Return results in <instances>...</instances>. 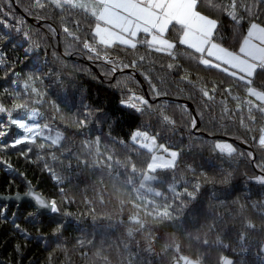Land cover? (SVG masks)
Masks as SVG:
<instances>
[{
	"label": "snow or ice",
	"instance_id": "obj_1",
	"mask_svg": "<svg viewBox=\"0 0 264 264\" xmlns=\"http://www.w3.org/2000/svg\"><path fill=\"white\" fill-rule=\"evenodd\" d=\"M7 2L11 6V0ZM24 12L45 22V36L51 34L54 39L63 36L65 51L63 55L57 51L52 53L55 60L61 62V70L48 67L44 71L49 61L45 58L41 62V44L33 39L39 33L26 27L24 19L13 17L16 30L23 28L28 42L25 56L31 60L34 71L21 80L13 67L5 65L6 75L13 73L15 78L11 81L12 88H5L3 95L21 102L14 107L0 103V113L7 114V122L0 121V137L9 135L12 126L20 132L7 143L0 142V150L26 146L20 155L30 159L29 153L35 146L37 159L44 160L43 170L61 185L58 191L62 202L67 204L75 202V194L68 195V190L62 186L68 183L67 178L54 171L43 153L53 162L60 161L61 172L70 173L75 161L81 175L99 170L106 171L114 180L123 177L119 187L113 185L118 212H97L96 204H105L104 192H97L95 200L84 197L86 206L91 205L84 215L92 218V239L82 225V216L67 208L62 211L54 196L45 198L30 182L25 193L17 192V200H27L30 219L39 218L38 222L44 223L47 217L56 247L71 242L81 249L94 250L91 252L94 264H113L106 254L104 237L108 230L121 229L126 239L117 248L120 264H145V254L162 264H264V20L260 19L264 17V0H30ZM0 13L12 16L3 8ZM50 20L53 23H49ZM225 20L231 25L230 30L225 27ZM3 23L10 27L7 21ZM54 23L59 24L60 31ZM141 47H146L149 53L166 54L174 61L158 69L164 72V77L153 78L144 68L146 55L139 54ZM118 49L124 53L123 58L119 53L112 55ZM78 52L87 55L93 63L100 62L97 66L114 88L120 84L114 74L125 81H134L133 73L137 69L149 82L156 98L161 96L158 83H163L166 77H173V83L183 84L186 98L196 101L199 109L190 111L187 103L180 106L183 127L190 131L197 128V116L203 114L204 108L212 111L219 107L225 124L231 123L236 133L244 129L236 138L244 144L255 145L262 154L255 163L260 174L245 177L259 186L258 198L251 199L252 189L247 185L243 197L246 203H241L240 196H232L239 191L232 183L239 167L238 158L246 156L253 161V151L238 152L233 143L209 131L211 140L201 142V149L209 151L219 161L218 164L209 162L214 169L210 176L206 165L197 163L194 157L188 158L195 141L188 145L187 151L175 147L172 138L180 127L176 113H170L168 105L156 104L133 88L121 89L123 95L119 103L138 114L141 123L125 138L112 135V114L101 104L84 103L83 97H79L80 86L71 78V73L67 79L62 73L66 66L64 59ZM129 53L135 58L129 60ZM185 58L187 66L182 63ZM192 67H202L220 79L207 81L198 76L193 80ZM126 69L132 72H125ZM76 71L87 70L77 68ZM177 73L179 77L175 79ZM53 76L59 95L48 99L47 89L51 85L46 81ZM69 87L73 91L69 92ZM241 89L243 98L233 94L234 90ZM229 98L235 101L234 109L228 107ZM48 106L52 109L51 119L47 111L40 110ZM13 112L27 113L32 122L13 118ZM237 112L240 113L238 126ZM37 117L45 122H37ZM57 118L63 122V131L52 127ZM70 131L73 138H81L78 144L75 139H68ZM225 132L231 134L227 128ZM162 140L164 142H160ZM117 147L126 153L123 158ZM61 156L68 160L67 164ZM0 163L12 168L3 157ZM208 185L212 186V191L205 198ZM3 211L0 210V216ZM101 220L107 221L103 225L105 231L99 230ZM14 230L28 236L18 224ZM70 230L79 235L62 240ZM96 235L101 237L99 245L94 238ZM253 245L254 253L250 252ZM15 249L22 254V245L16 244ZM227 252L231 255L225 254ZM51 257L50 252L49 264Z\"/></svg>",
	"mask_w": 264,
	"mask_h": 264
},
{
	"label": "trees",
	"instance_id": "obj_2",
	"mask_svg": "<svg viewBox=\"0 0 264 264\" xmlns=\"http://www.w3.org/2000/svg\"><path fill=\"white\" fill-rule=\"evenodd\" d=\"M30 0H11V6L7 0H0V8L4 9V12H11L12 16L4 15L0 13V103H4L7 107H14L15 103H20L21 100L14 97H6L3 95L5 88H12L11 81L15 78L13 73H7V67H13V71L19 74L20 79L23 80L29 72L34 71L33 65L29 57L25 56V48L28 42L23 36V28L21 31L16 30V19L22 18L26 21V27H30L34 33H39L38 36H34L33 39L37 40L41 44L39 49V56L41 62L47 58L49 64L44 65L43 70L47 71L48 67L56 68L61 70V62L55 60L52 53L57 51L58 54L63 55L65 51L64 38L63 36H57L55 39L52 38L51 34L45 36L47 32V26L43 20H36L33 16L27 15L24 12V8ZM264 20V17H260ZM3 21H7L10 27H6ZM53 23V21H48ZM225 27L231 28V25L225 20ZM60 31L59 24L54 23L53 25ZM43 29L44 31H40ZM41 37H45L41 40ZM59 41V43H58ZM139 54H145L146 60L144 63V68L151 72L153 78L164 77L163 71H158L162 64H167L168 62H174L166 54L163 53H149L146 47H141L138 50ZM120 54L123 58L124 53L121 50L113 52L112 55L116 56ZM129 60L135 57L128 54ZM13 62H15L13 66ZM98 63H93L88 59V56L84 53H75L66 57L64 59V64L66 65L62 69L64 77L67 79L69 73H71V78L79 84V97H83L84 103L89 104H101L104 108L112 114L114 131L112 135L118 136L119 138H125L126 134L136 128L141 123V117L138 114H134L127 108L120 105L119 101L122 98L121 89L133 88L138 94H143L150 101L155 100L156 104H166L168 105V111L176 113V119L180 125L179 130L175 133L172 141L177 148H184L186 151L188 145L195 141V146L189 153L188 158L194 157L197 163L206 165V170L209 175H213L214 169L210 166L211 164H218L219 161L210 155L209 151L201 149V142H210L211 137L209 136V131H211L217 138L223 137L238 149V152H254L253 161H249L247 157L238 158L239 167L236 171L234 180L236 188L239 190L233 192L232 196H240L241 203H246L243 197L246 194L245 185L252 189L251 199L255 200L258 198L257 189L258 185L255 182L246 180V176H252L260 174L259 169L255 167V163L261 158V153L255 148V145L248 143L244 144L240 139H237L238 134H243L244 129H240V133L233 131L231 123L225 124L223 118L220 115V108L215 107L212 111L204 108L203 114L197 116L198 126L194 131H190L183 127V120L181 119V108L180 106L187 103L190 106V111H199L197 109V102L187 99V91L183 84L173 83V77H166L163 83H158V87L161 91V96L159 98L154 97L151 93L150 85L144 76L141 75V70L137 69L133 74L135 77L134 81H125L118 74L117 79L120 80L118 87H113L108 83V78L104 77L97 66ZM182 63L187 66L188 61L185 58ZM7 65V67H5ZM77 68H84L87 71H76ZM125 72H132L131 69L124 70ZM191 79L196 80L199 77H204L207 81H212L220 79L218 76H214L210 73L205 72L202 67L195 68L192 67ZM179 73L176 74L175 79H178ZM55 76L51 80L46 81V84H50L51 87L47 89L49 95L48 99H56L59 95V89L53 82ZM135 81H138L136 83ZM154 82H157L154 79ZM116 83V79L113 80V84ZM211 88V83L207 85ZM17 91H22L17 88ZM69 92L73 91L69 87ZM234 95H239L243 98V90H234ZM78 97V98H79ZM217 99H219V94H217ZM155 106V105H154ZM30 107H40L39 105H30ZM229 108H235V101L229 98L228 103ZM42 112L47 111L49 113V119H51L52 109L50 106L40 109ZM13 118H28L27 113L13 112ZM236 124L239 125L240 113H235ZM187 118V117H186ZM37 122L44 123L39 117L36 118ZM0 121L7 122V114L0 113ZM53 128H59L61 131L64 130L63 122L57 118V120L52 123ZM228 130L231 134H226L225 130ZM107 130V128H106ZM19 132L14 126L11 127L9 135L6 137H0V142L7 143L9 140L13 139L15 135ZM47 135V130H45ZM96 133H93L95 135ZM68 139H75L76 143H79L80 137L73 138L71 131L67 134ZM251 140V136H249ZM160 142H164L163 140ZM39 143V139L37 140ZM67 146V141H65ZM26 146L17 145L15 148L9 147L6 151L0 150V157L8 160L12 164V168L6 167L3 163H0V197L14 196L17 192L23 194L27 191L29 182L36 190L39 191L45 198L55 197L57 203L60 205L61 210L67 208L68 211L82 216V225L87 228L89 233V239H92V218L90 215H84L89 212L91 205L85 204L84 197L95 200L97 192H104L105 204L103 206L96 204L97 212L105 211L116 213L118 209V199L116 194L113 193V185L117 187L120 186L123 177L118 180H114L106 171H95L85 175H81L76 166L75 161H73V167L71 172H61L60 171V161L53 162L46 153H43L44 159L47 160L49 164L52 165L54 171L58 174L63 175L67 178L68 183H64L62 186L68 190V195L75 194V202L67 204L62 202V194L58 191L61 185H58L52 180L51 175L43 170L44 160L37 159V149L33 146V150L29 153V158H25L20 155V152ZM120 153V157L126 154L122 149L117 147L116 149ZM59 156L60 153L57 152ZM64 164L68 163V160L61 156ZM227 167V165H225ZM235 168L236 165L234 164ZM21 173H24L22 176ZM219 187V185H217ZM105 188L107 189L105 191ZM208 191L205 192V198L212 191V186H207ZM224 197L221 196V199ZM231 199V197H229ZM27 201L15 202V201H4L0 200V210H4L2 216H0V264H49V253H52L51 264H94L91 252L94 250H89L88 248L81 249L75 246L73 243L69 242L62 247L57 248V241L51 238V227L47 224V217H44V223H40L39 218L30 219L27 212ZM107 221L101 220L100 231H105L103 225ZM19 225L21 229L26 230L28 236L25 237L19 232L15 231V225ZM229 227L231 224L229 222ZM77 232L69 231L62 237V240H68L72 236H78ZM231 236V233H229ZM95 240L97 245L101 240L99 235H96ZM105 251L109 255L110 260L113 264H120V257L117 255V248L122 245V241L126 238L122 235L121 229L108 230L106 236ZM20 244L23 246L22 254H18L15 249V245ZM250 252H255V246L250 248ZM231 255V252L225 253ZM143 261L145 264H162L160 260L150 255H143Z\"/></svg>",
	"mask_w": 264,
	"mask_h": 264
},
{
	"label": "water",
	"instance_id": "obj_3",
	"mask_svg": "<svg viewBox=\"0 0 264 264\" xmlns=\"http://www.w3.org/2000/svg\"><path fill=\"white\" fill-rule=\"evenodd\" d=\"M0 200H4V201H15V202H22V201H27L26 199L25 200H17L16 199V195L14 196H5V197H0Z\"/></svg>",
	"mask_w": 264,
	"mask_h": 264
},
{
	"label": "rangeland",
	"instance_id": "obj_4",
	"mask_svg": "<svg viewBox=\"0 0 264 264\" xmlns=\"http://www.w3.org/2000/svg\"><path fill=\"white\" fill-rule=\"evenodd\" d=\"M27 122H32V119L30 117L26 118Z\"/></svg>",
	"mask_w": 264,
	"mask_h": 264
}]
</instances>
